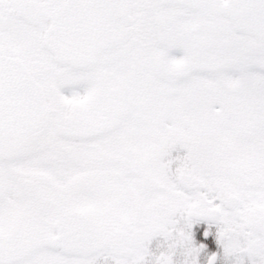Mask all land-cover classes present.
<instances>
[{
	"label": "snow or ice",
	"instance_id": "obj_1",
	"mask_svg": "<svg viewBox=\"0 0 264 264\" xmlns=\"http://www.w3.org/2000/svg\"><path fill=\"white\" fill-rule=\"evenodd\" d=\"M218 261L264 264V0H0V264Z\"/></svg>",
	"mask_w": 264,
	"mask_h": 264
},
{
	"label": "rangeland",
	"instance_id": "obj_2",
	"mask_svg": "<svg viewBox=\"0 0 264 264\" xmlns=\"http://www.w3.org/2000/svg\"><path fill=\"white\" fill-rule=\"evenodd\" d=\"M175 54L179 55V51L177 50ZM206 226H204V228H201L200 224L194 223L192 225V235H193L194 241H196L197 243H203L205 245V250L208 252H211L217 249V244H216L215 234H214L215 226L210 225V224ZM206 228L208 229V234L204 235V230ZM201 235H202V238L200 239L198 236H201ZM217 264H220V262L218 261Z\"/></svg>",
	"mask_w": 264,
	"mask_h": 264
},
{
	"label": "flooded vegetation",
	"instance_id": "obj_3",
	"mask_svg": "<svg viewBox=\"0 0 264 264\" xmlns=\"http://www.w3.org/2000/svg\"><path fill=\"white\" fill-rule=\"evenodd\" d=\"M195 224H200V226L202 228H204V226L206 225H209L207 222H205L204 220H199V221H196ZM207 227V226H206Z\"/></svg>",
	"mask_w": 264,
	"mask_h": 264
}]
</instances>
